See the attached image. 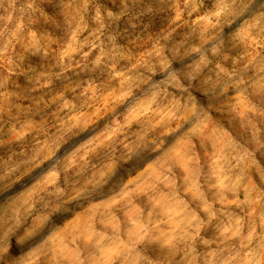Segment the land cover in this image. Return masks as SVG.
<instances>
[{"label":"rangeland","instance_id":"374dc122","mask_svg":"<svg viewBox=\"0 0 264 264\" xmlns=\"http://www.w3.org/2000/svg\"><path fill=\"white\" fill-rule=\"evenodd\" d=\"M0 264H264V0H0Z\"/></svg>","mask_w":264,"mask_h":264}]
</instances>
